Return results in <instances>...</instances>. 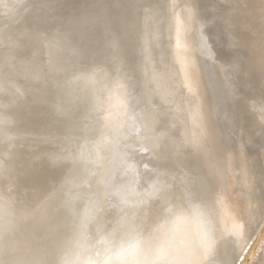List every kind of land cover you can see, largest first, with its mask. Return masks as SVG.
<instances>
[{
	"label": "rangeland",
	"instance_id": "1",
	"mask_svg": "<svg viewBox=\"0 0 264 264\" xmlns=\"http://www.w3.org/2000/svg\"><path fill=\"white\" fill-rule=\"evenodd\" d=\"M213 2L215 1L186 0L190 9L198 11L203 20V26L199 28V32L196 28L195 31L203 38L204 45L214 49L213 57L210 55L207 62L209 71L216 80L221 78L225 66L228 67L224 63L230 64V61H227L222 54V49L225 47L223 34L225 20L222 19L223 21L217 24L218 16L214 15L215 12L222 15L228 7L219 5L215 8ZM136 3L141 4L137 6L140 7V11L138 8L135 9L136 4L133 1L130 4L132 9L135 8L131 12L132 15H137L140 23L143 22V29L142 25L137 27L140 23L136 24L138 21V19L135 20L136 15L134 17L131 15L128 19L117 17L108 23L107 20L113 11L116 12L115 16L121 13L120 0H0V99H4L3 102L0 100L2 102L0 118L15 117L11 121L0 122V264H11L14 260L19 264L33 262L57 264L69 240L78 232H87L94 239L99 238L102 241L113 231L119 234L120 218L124 223H128L142 215L145 209L149 211V216L153 217L155 212L151 203L157 196H152L150 193L151 180L165 174V182L160 191L169 190L174 193L180 188L181 183L178 177L187 172L188 164L180 160L181 158L176 163L171 161L173 147L166 149L160 158H153L151 152L158 149L161 142L149 148L134 142L132 149H127L126 139L119 135L118 129L124 128L123 130L127 131L130 124L125 123L124 119L114 120L103 115L104 113L108 116L113 112L111 95L115 82L119 80L128 85L127 103L132 112L136 107L133 102L137 96L141 103L140 111L149 104L146 101L149 96L144 95L147 96L146 100L142 96L144 93L140 89L139 71L142 64L145 63L144 68L147 64L153 63L151 54L153 52L143 46L140 47L144 50H140L139 41L141 37L145 41L147 36H144V33L147 35L150 31L153 10H157L159 17L164 19L170 0H138ZM133 4H135L134 7ZM43 5L45 7H42L40 12L44 10L46 12L37 16L36 7ZM98 10L102 11V20L97 19ZM138 28L140 31L144 30L143 33H140ZM101 30L104 33L103 38L99 40L98 33ZM69 31V34L73 33L72 36L67 33ZM134 32L136 35L141 34V37L137 35L140 40ZM172 32L169 27L164 29L163 41L156 48L157 65L148 76L151 83L159 79L163 84L161 88L164 86V89H170L168 97L165 98L167 101L162 103V99H159V102L158 98L148 101L158 108L161 103L165 104L163 108L170 105L168 107L176 113L177 117H182L184 113H187V109L192 111L193 101H190L185 96L184 90L177 85L175 76L163 70L170 60V39L175 37ZM66 33L72 39L67 35L64 39L62 35ZM74 33L75 36L79 35V37L76 36L79 38L77 42H75L76 37H73ZM41 37L48 40L42 49ZM67 38L72 40L71 43L68 44ZM61 39L64 41L63 44ZM59 41L61 43L58 45ZM60 44H62L60 49L56 48L58 51L64 45L67 47L66 44L75 47L72 50L70 46L65 48L66 50L70 48L66 54L63 53L65 50L63 48L59 51L63 54L59 56L58 51L54 54L53 48ZM50 50H53L52 54ZM158 54H162L164 58L160 60ZM50 55L57 56L50 58ZM145 55L150 56L148 58L151 62L146 64L148 60ZM59 58L60 60H57ZM56 61H59V65ZM52 63L56 65V69ZM217 64L220 65L219 68ZM83 65L84 73H86L84 77H87L86 81L89 83L83 94L87 91L88 94L77 95L74 101L70 102L72 105L69 108V113L72 112L75 116H66L64 113L69 106L66 102L80 84L82 77L79 78L76 72L82 69ZM44 67L47 69L44 74L39 71L34 74L35 71L31 73L35 76L32 75L28 81L26 80L29 70L33 68L39 70ZM50 67L54 69L51 70ZM98 78H100L99 84L93 90L91 85ZM55 81L58 82L56 86L50 83ZM27 85L30 88L24 92ZM14 88L23 89L24 94L13 93L14 95L10 96L12 97L10 100H20L13 110L9 108L8 93ZM239 90L246 92L248 97H252L255 93V89H248L245 84ZM137 92L142 93L140 95L142 98ZM42 94L45 99H37V101L36 98ZM53 97H55L54 100ZM251 100L249 99V103ZM103 109H105L104 112H102ZM247 110H250L248 114L251 115L258 112L254 107ZM30 112H33V120L27 121L26 118ZM253 124L248 123L246 126L242 119L238 121L237 140L250 139L257 126ZM160 126L159 124L158 127ZM168 127L169 125L164 124V130H168ZM187 131L192 134L193 128L186 125L180 132L175 130L174 137L180 140V137L183 138L182 134ZM99 138L104 139L99 148L104 153L101 160L93 163L87 156L96 153L95 147ZM74 156L81 158V162L72 159ZM169 164L174 166L171 171H166ZM236 174L228 172L226 179L218 187V193H224L227 188V193L229 196L232 194V199L238 198L239 202L245 203V190L241 181L235 178ZM251 189L254 205L259 209V216L256 222L250 219L251 225L245 230L247 238L244 237L245 240H243L246 243L242 245L245 248L242 250V246L240 247L243 253L241 252V255L239 250L237 253L240 254L236 253L239 257L232 256L235 264H260L264 260H262L264 257L263 180L257 177ZM115 190L118 194L114 193ZM130 195L144 200L139 209L133 203L123 205V201ZM191 196L194 199L200 197L196 187L187 189L179 199L180 203L188 201ZM63 202L69 205L64 206ZM25 210H29L30 214L16 220V214ZM160 211L157 210L159 214L164 212ZM8 216L15 217L13 228L11 227L13 224L11 226L7 224ZM100 222L102 227L99 226ZM137 226L139 224L133 226V230ZM27 236L30 240L25 242ZM27 247L28 249L31 247V250L26 253ZM221 255L223 254L218 253L216 256ZM232 260L229 264H232Z\"/></svg>",
	"mask_w": 264,
	"mask_h": 264
},
{
	"label": "bare ground",
	"instance_id": "2",
	"mask_svg": "<svg viewBox=\"0 0 264 264\" xmlns=\"http://www.w3.org/2000/svg\"><path fill=\"white\" fill-rule=\"evenodd\" d=\"M133 1H135L136 8L134 7L135 4H133V7L135 9L138 8V11H140V7L137 6L141 5L142 3L140 2L141 4L138 5L136 3L138 0H131L130 2L129 0H120V6H122L121 13H119V16H115L116 12L113 11L107 20L108 23L113 19H117V17H125L128 19L132 15V10L134 9H132L131 5ZM214 1L215 2H213V5L215 8L219 5L228 7L226 8V11H222V15L221 13L217 12H215L214 15L218 16L216 17L217 24L225 20L223 24V28H225L223 30L225 47L222 49V54L227 59V61H230V64L224 63V65H228V67L225 66V71L222 70L223 74H221V78H216L215 80V77L212 76V73L208 68L209 65L207 60L209 59L210 55L212 56L214 49L211 48V46L208 47L204 45L203 38L198 33L199 28L201 29L203 26V20L200 17V14H198V11L190 9V6L186 4V0H170L169 9H166L164 19L159 17V12H157V10H153V21L149 25L151 29L149 28L150 31H148L147 35L144 33V36H147L145 41L142 40L141 34L137 33V35L141 37V41H139V47H146L148 50L153 52L151 53L154 60L152 61L153 63L147 64L148 62H151L149 61V55L151 54L149 53V55H145L148 61L146 62V59H144V62H146L147 65L143 68L145 63L144 65L142 64V67L140 68L141 70L139 71L141 75L139 79V82L141 83L140 89L144 94L142 95V93H139L140 89L138 90L139 92H137L139 93V96L142 95L145 100V97L149 96L146 100L149 102V104L147 107H145L146 109L143 108L144 110L142 109L143 111H140L139 109L141 103L137 96L136 100L133 102L134 106L136 107H134V114H132L133 112L128 108L127 103L128 85L122 80H119L118 82H115L111 95L113 100V112L111 113L112 116L111 114H108L107 116L104 113L103 115L104 117H111V119L114 120H129V122L125 121V123L130 124H128L129 128H127V131H124V128L118 129L119 135L126 139L125 146L127 149H132L134 142H137L145 148H149L150 146H154L157 142H161V145L158 149L152 150L151 155H153V158H160L164 155L166 149L173 147V159H171V161L176 163L178 159L181 158L180 160L188 164L187 172L178 177L181 186L174 193H171V191L169 192V190L160 191L165 182V174L157 177L155 180H151L150 193L152 196H157L154 202L151 203L153 212H155L154 216L150 217L149 211L147 212V210L143 208L145 211H142V215L128 223H124L122 218H120L119 221L121 226L119 225L118 233L122 235L124 233L133 231V226L135 227L137 224H139V226H137L134 230L147 232V230L150 231L151 227L162 217L179 214L183 222L190 224L198 231L199 246L197 248V256L200 259L201 264H210V262H212L211 264H229L230 260H232V256L234 255L235 257H239L237 254H240L243 250L242 248H245L243 246L246 242L243 240H245L244 237L247 238V232L245 233V230L247 229V226L249 227L251 225L250 219H252L253 222H256V219L259 216V209L254 205L251 186L257 177L261 178L264 182V0ZM42 7L45 6L43 5L41 7H36L35 13H37V16H41L42 13L46 12V10H44V12H40L43 9ZM145 7L146 6H144V9L146 10L147 8ZM100 11L101 10H98L96 15L97 19L102 20V11ZM141 13L139 15H141ZM135 15L136 14H133L132 17ZM137 19L138 18L136 15L135 20ZM138 21L136 24L140 23L139 19ZM142 23H140V25L137 24V27L142 25L141 27L143 29ZM168 27L171 28L175 37L170 39V60L167 63L168 66L163 67V70L166 71L167 74L169 73L175 76V82H177V85L184 90L185 96L190 101H193V103L189 102L192 104V111L187 109V113H184V116L182 117H177L176 113L169 108L170 105H168L169 107L167 106V108H163L165 104L162 103L163 101H167L165 98L168 97L170 89H164V86L162 89L161 86L163 84L161 80L157 79L151 83V80L148 77L157 65L156 48H158L159 43L163 41V31L164 29H168ZM195 28L198 32L195 31ZM140 30L138 28L140 33L144 31ZM67 33L69 34L70 31ZM67 33L62 35V37L64 38V36L67 35L69 38L72 36L71 34H73L71 33L69 36ZM103 33V30L98 33L99 40L100 38H103ZM134 33L136 35V32ZM74 36L75 33L73 37ZM77 37H79V35ZM77 37L76 39L74 38L76 40L75 42H77L79 39ZM68 38L66 41L69 44V42L71 43L72 40L70 41ZM137 38L140 40L139 37ZM47 41V38L45 39L43 37L41 39V49L42 47L44 48V46L47 44ZM60 41L58 42V45L61 42L62 44L64 43L63 40L61 42ZM62 44H60L58 47L56 46L55 49L53 48L55 51L50 50V53L52 54L54 52L55 54L58 49H60ZM68 44H66L67 47L71 45L70 44L68 46ZM74 45L73 47L70 46V48L72 47L71 50L75 47ZM67 47L64 45L62 49ZM141 47L140 50L143 49ZM70 48L68 50H70ZM41 49L38 50L41 51ZM68 50L65 49V52L63 51V53H68ZM59 51V54L57 55L61 56L63 53L60 54ZM57 55H50V58L51 56ZM161 55L162 54H160L158 57L160 60L164 58V56L162 57ZM57 60H60V58ZM56 62H58V64H55L59 65V61ZM47 65L45 66L47 67ZM53 65L54 63H52V66ZM217 66L219 68L220 65L217 64ZM46 67L43 69L38 68L39 70H35L34 68L29 70L26 80L28 81L31 76L38 73V71L42 72L41 74H44V72L47 70L45 69ZM53 67L56 69V65ZM84 67L85 66L83 65L82 69L76 72L79 78L82 77V79L78 88L73 91V94L66 102V105H69L64 113L66 116H75L72 112L69 113V108L71 107V103L74 101L76 96H86V94H88V91L86 94H83L84 91L87 90L86 87L89 86V83L86 81L87 77H84L86 74L84 73ZM50 68L51 70L54 69L52 67ZM32 72L35 73L31 74ZM99 79L100 78L93 82L92 85L90 84L91 87H93V90L95 86H98L100 81ZM50 83H53L54 86L58 84L57 81ZM243 84H245V87L248 89H255V93H253L254 95L252 97H248L246 92L239 90L241 87H243ZM28 88H30L29 85L25 87L24 92ZM242 89L244 90V88ZM24 92L23 89L20 90L14 88L8 93L9 108L14 110V107H16L20 101L19 99L10 100L12 99L10 96L14 95L13 93L21 95L24 94ZM55 97H53V100ZM87 97L91 96L87 95ZM37 99L44 100L45 98L42 94V96L36 98V100ZM144 99L142 101H144ZM156 99H162V103L159 104L160 108L154 106L150 101H148ZM249 99H252L250 103ZM0 100L3 102L4 99L1 98ZM46 100L49 99L46 98ZM137 100H139V102ZM1 101L0 104L2 103ZM52 102L58 104L56 101ZM253 107L258 112L255 114L253 113L252 115L248 114V111L250 110L247 109ZM159 110H161L160 113H158ZM104 111L105 109L102 110V112ZM64 114L62 116H64ZM157 114L159 115L157 116ZM160 116H162V118ZM13 119H15L14 116H7L6 118L1 117L0 122L5 120L11 121ZM241 119L244 121V125L246 126L248 123H254L253 125H257L251 138H246V140L243 138V141H241L240 138L237 140L238 130L236 129V124ZM247 119L248 122H246ZM26 120H33V112L29 113ZM159 124L161 125L160 127H158ZM164 124L169 125L168 130H164ZM186 125H190L193 128V133L191 134L189 131L184 132L182 134L183 138L180 137V140H176L174 137L176 133L175 130L180 132ZM103 142L104 139L99 138L97 140V146L95 147L96 153L94 155L87 156L92 159L93 163H97L98 160H101L103 157L104 152L102 153V151L99 149ZM72 159L76 160L77 162H81V158L74 156ZM172 166L174 165L169 164L166 167L167 169L165 168L166 171H171V168H173ZM229 171H231L233 174L237 173L235 178L241 181L245 190V203L239 202L238 198L232 199V194L230 196L228 195L227 188L225 189L224 193H218V187L222 184L223 180L226 179ZM193 187L198 189L200 197L198 199H194L191 196L189 197L188 201H183L180 203L179 199L183 193L187 189ZM114 193H117V190H115ZM263 197L264 196H262V198ZM143 201L144 200L138 198L137 196L132 197V195H130L125 199V201H123V205L133 203L134 205L136 204V208L139 209ZM177 202L179 204H177ZM63 205L68 206L69 204L64 203ZM157 210L164 212L159 214ZM27 214H30L29 210L18 212L16 214V220L18 218L27 216ZM6 219L9 226L13 224L11 226L13 228L15 224V217L8 216ZM94 220H96V218ZM99 226H101V222L99 223ZM100 235L101 234H99V236ZM28 237L29 236L25 238V242L30 240V237ZM30 248L31 247H29V249L28 247L26 248V253L31 250ZM239 250L240 253H237ZM218 253L223 255L220 257L216 256ZM212 256L216 257L212 258ZM263 259L264 257L262 260ZM14 261H12L11 264H19L17 263L18 261ZM232 261V264L236 263L234 260ZM237 261H239V259ZM32 264H36V262H33ZM260 264H264V260Z\"/></svg>",
	"mask_w": 264,
	"mask_h": 264
},
{
	"label": "clouds",
	"instance_id": "3",
	"mask_svg": "<svg viewBox=\"0 0 264 264\" xmlns=\"http://www.w3.org/2000/svg\"><path fill=\"white\" fill-rule=\"evenodd\" d=\"M197 229L179 214L159 219L148 232L110 233L102 241L76 233L57 264H201Z\"/></svg>",
	"mask_w": 264,
	"mask_h": 264
}]
</instances>
